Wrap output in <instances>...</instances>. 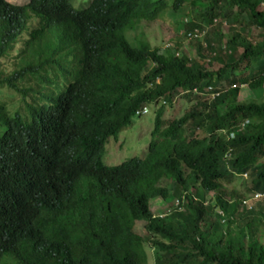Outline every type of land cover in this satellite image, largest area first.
<instances>
[{
	"label": "trees",
	"instance_id": "obj_1",
	"mask_svg": "<svg viewBox=\"0 0 264 264\" xmlns=\"http://www.w3.org/2000/svg\"><path fill=\"white\" fill-rule=\"evenodd\" d=\"M189 3H202L199 23L179 24L211 26L208 53L130 38ZM263 4L0 0V83L32 95L23 111L0 101V264H148L146 242L163 250L155 264H264V207L225 186L264 188ZM182 97L184 114L164 118ZM161 99L147 153L104 164L106 142Z\"/></svg>",
	"mask_w": 264,
	"mask_h": 264
},
{
	"label": "rangeland",
	"instance_id": "obj_2",
	"mask_svg": "<svg viewBox=\"0 0 264 264\" xmlns=\"http://www.w3.org/2000/svg\"><path fill=\"white\" fill-rule=\"evenodd\" d=\"M16 4L26 3L28 0H10ZM90 0H70L71 5L75 9L84 8L88 6ZM202 3H197L193 5L189 3L188 6L183 8V10L177 14V18L168 17L166 15L158 18L156 21H143L137 27V29L130 34L132 39H147L152 46L160 47H176L179 45V54H192L201 48V52L208 53V48H206L205 40H187L183 34L182 30L184 27L180 22L191 18L196 23L199 20L196 19L200 12V5ZM260 9H264V4L260 6ZM208 26L204 27L207 28ZM210 31L211 28H208ZM224 30L229 31L227 24L224 25ZM242 33L245 37L251 40H258L260 29L253 28L248 32L247 29L242 28ZM243 50H240L242 52ZM1 66V60H0ZM215 66L210 67L214 69ZM35 87V86H34ZM264 97V95H263ZM0 101L7 104L10 110H20L23 111L26 106V102L32 101V95L24 94V91L20 92L16 89L10 88L5 84L0 83ZM240 101L244 100H255V94L248 88L242 87L240 91ZM189 105L185 98H180L172 106H165L164 118H178L182 116L185 112V108ZM150 112L145 115H136L133 119V123L125 127L117 137L112 136L105 144V150L102 153V161L106 165H117L123 162L125 159L133 156L145 155L147 152V147L149 141L152 137V130L154 128V121L156 116V107L154 104L149 106ZM3 122V121H2ZM251 179H234L232 182H225L227 192L229 195L233 191L236 194L247 195L251 191ZM161 185L171 186V182L168 180H163ZM164 199H155L152 202V208L154 213L164 214L168 210V203ZM145 221H137L135 230L137 233L147 238L148 235L144 228ZM146 251L148 255V264H155V258L163 253L162 248L153 247L148 242L145 243ZM4 264H14L12 259L6 258Z\"/></svg>",
	"mask_w": 264,
	"mask_h": 264
},
{
	"label": "clouds",
	"instance_id": "obj_3",
	"mask_svg": "<svg viewBox=\"0 0 264 264\" xmlns=\"http://www.w3.org/2000/svg\"><path fill=\"white\" fill-rule=\"evenodd\" d=\"M91 1L92 0H90V2H89V4L91 3ZM12 3H15V2H13V1H11ZM16 4V3H15ZM24 4V3H23ZM89 4H88V6H89ZM88 6H86V7H88ZM85 8V7H84ZM79 9H81V8H79ZM208 28H211V26H208L207 28H205L204 29V27H194V29H192L191 31H188L187 29H183L182 30V34H184L185 35V38L187 39V40H206V38H207V35L209 34V30H208ZM205 45H206V42H205ZM241 87H244V86H241ZM211 88V89H210ZM196 89V88H195ZM195 89H194V92L195 93H197L198 92V90L197 91H195ZM212 89H214L212 86H208V90L209 91H211ZM217 95H219V93L217 92H213L212 94H211V96L212 97H215V96H217ZM153 104V103H152ZM152 104H150V105H152ZM164 104H165V101L164 100H162L161 99V101H157V102H155L154 103V105H155V107H156V110L157 109H159L160 107H162V106H164ZM150 105H146V107H148V112L147 113H149L150 112V109H149V106ZM143 109V108H142ZM142 109H140V110H142ZM139 110V111H140ZM138 111V112H139ZM146 113V114H147ZM138 114V113H137ZM139 115V114H138ZM142 115H145V114H142ZM141 116V115H140ZM222 132H225V131H222ZM231 138H232V136H230ZM247 196H248V198H249V203H257V204H259L260 206H262V207H264V188L263 189H257V190H253V191H250V193L249 194H247ZM169 209L170 208H168V210H167V212L166 213H164V214H161V213H154V215L155 216H159V217H164V216H166V215H168L169 214ZM250 209V208H249ZM250 210H252V209H250ZM152 211H153V208H152ZM220 213L222 214V212L220 211Z\"/></svg>",
	"mask_w": 264,
	"mask_h": 264
},
{
	"label": "built area",
	"instance_id": "obj_4",
	"mask_svg": "<svg viewBox=\"0 0 264 264\" xmlns=\"http://www.w3.org/2000/svg\"><path fill=\"white\" fill-rule=\"evenodd\" d=\"M211 89V88H210ZM195 91H197L196 89H195ZM148 112V107H143V109L142 110H140L139 112H138V114L139 115H142V114H146Z\"/></svg>",
	"mask_w": 264,
	"mask_h": 264
}]
</instances>
